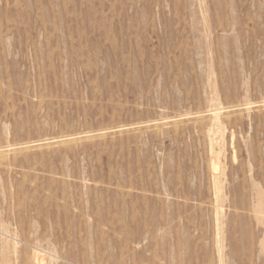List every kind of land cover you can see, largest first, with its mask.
Masks as SVG:
<instances>
[{
	"label": "rangeland",
	"instance_id": "374dc122",
	"mask_svg": "<svg viewBox=\"0 0 264 264\" xmlns=\"http://www.w3.org/2000/svg\"><path fill=\"white\" fill-rule=\"evenodd\" d=\"M0 264H264V0H0Z\"/></svg>",
	"mask_w": 264,
	"mask_h": 264
},
{
	"label": "bare ground",
	"instance_id": "6f19581e",
	"mask_svg": "<svg viewBox=\"0 0 264 264\" xmlns=\"http://www.w3.org/2000/svg\"><path fill=\"white\" fill-rule=\"evenodd\" d=\"M218 168V167H217ZM38 261V260H37ZM32 262V261H31Z\"/></svg>",
	"mask_w": 264,
	"mask_h": 264
}]
</instances>
